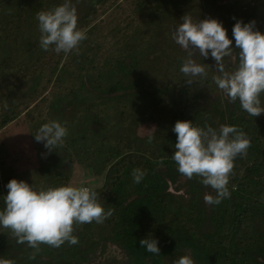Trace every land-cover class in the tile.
<instances>
[{"label":"trees","instance_id":"1","mask_svg":"<svg viewBox=\"0 0 264 264\" xmlns=\"http://www.w3.org/2000/svg\"><path fill=\"white\" fill-rule=\"evenodd\" d=\"M116 1L71 0L82 14H78V27L86 30L87 39L78 52L57 54L41 50L36 14L63 0H0V127L18 115H11L13 109L1 112V105H8L16 92V88L7 92L8 86L17 84L11 79L15 67L25 76L34 67L39 69L30 86L31 101L42 96L45 87L41 90L40 85L45 76L53 90L66 89L86 100V116L99 126L89 137L99 136L101 141L89 167H94L102 180L101 188L96 189L100 202L105 210H111L102 223L74 225L78 243L65 242L58 248L41 244L37 251L26 243L18 244L10 229L0 228V264H82L107 241L124 250L127 264H166L178 253L191 255L195 264H264V113L249 116L239 101L229 102L227 96L209 101L208 96L217 88L213 82L219 74L216 62L211 56H195L207 64L208 76L190 85L179 71L187 50L169 39L186 14L201 20L218 19L231 37L237 20L255 21L259 0H228V5L215 12H205L203 0H132L131 11L124 10L120 16L127 24L121 25L113 12L109 23L101 20L97 27L101 10H113ZM242 1L248 5L245 9L240 8ZM215 2L204 0V6ZM138 19L143 22L136 24ZM107 24H111L112 36L106 31ZM144 30H149L150 38H142ZM139 37L142 40L137 45ZM158 37L163 41L161 48L154 43ZM230 46L235 47L234 40ZM149 54L153 55L150 59ZM47 58L53 61L49 68H45ZM224 62L226 71L233 70L238 49ZM115 92L120 94L112 95ZM98 108L102 112L115 110L110 126L106 121L109 117L101 119L93 113ZM161 114L165 127L158 140H142L135 134L133 121L139 123L147 117L160 120ZM170 115L172 122L167 119ZM177 120L216 129L223 124L236 125L250 139L246 156H237L234 161L229 188H235L219 205L204 202V195L214 192L195 176L186 177L188 198H180L176 192L181 174L171 156L176 151L172 129ZM110 129L112 135L108 134ZM136 168L145 172L138 184L132 176ZM172 184L175 193L170 190ZM4 195L0 182V197ZM148 236L158 241L160 254L141 247L139 241ZM45 256L48 259H43Z\"/></svg>","mask_w":264,"mask_h":264},{"label":"clouds","instance_id":"2","mask_svg":"<svg viewBox=\"0 0 264 264\" xmlns=\"http://www.w3.org/2000/svg\"><path fill=\"white\" fill-rule=\"evenodd\" d=\"M41 50L51 49L57 54L78 52L79 45L87 39L86 30L78 27V14L71 0L36 14ZM172 40L187 50L179 71L191 85L202 82L207 76V64L200 63L195 56L211 58L216 62L213 77L216 87L229 102L239 101L243 111L257 117L264 113V31L255 28V21L247 23L237 20L229 37L228 30L216 18L203 20L184 15L172 33ZM233 40L235 47H231ZM238 49V63L231 71H226L225 57H230ZM195 53V54H194ZM176 133L171 156L181 175L213 190L214 195H204L208 205H219L230 198V176L237 156H246L250 139L236 125L223 124L216 129L196 125L192 120H177L173 126ZM35 140L43 142L48 152L58 150L69 134L66 123L52 119L35 131ZM151 140V137H149ZM145 172L136 168L132 172L135 183H140ZM7 194L0 197V228L10 229L18 244L26 243L39 250V245L60 247L78 243L74 225L102 223L111 215L105 210L94 187L81 181L78 185L66 184L41 187L35 182L12 178L6 184ZM141 247L152 254H160L158 241L152 236L139 241ZM174 264H195L191 255L185 254Z\"/></svg>","mask_w":264,"mask_h":264},{"label":"rangeland","instance_id":"3","mask_svg":"<svg viewBox=\"0 0 264 264\" xmlns=\"http://www.w3.org/2000/svg\"><path fill=\"white\" fill-rule=\"evenodd\" d=\"M215 4L211 6H204L205 12L217 11L220 6L228 5V0H215ZM243 5L241 9H245L246 2H241ZM119 4V5H116ZM132 0H118L114 3V9L104 12L101 10L98 16L100 27L102 21L106 20L109 23V17L115 12L113 17L119 18L120 24H127L126 21L122 20L120 16L122 12L131 11L130 7ZM257 16L255 17V28L264 31V0H259L257 4ZM82 15L81 12L77 13ZM1 14L0 16H2ZM201 15V14H200ZM194 20L201 18L190 15ZM116 20V19H115ZM142 19H138L136 24L142 23ZM112 23V22H111ZM91 24H95L92 22ZM176 27V26H175ZM98 31V29H95ZM111 24H107L106 31L111 35ZM142 38H150L151 33L149 30ZM174 32V31H173ZM132 33H130L131 35ZM133 35V34H132ZM112 36V35H111ZM130 37V36H128ZM162 37V36H161ZM161 37H158L154 42L159 48L162 47L163 41ZM172 33L170 38L172 39ZM142 38L139 37L141 42ZM144 46V43H143ZM180 47V46H179ZM139 48H141L139 46ZM181 48V47H180ZM182 49V48H181ZM149 59L153 57L152 54L147 56ZM66 58H64V62ZM45 64L49 66L53 63L52 59L47 58ZM35 70L31 69V72L25 76V73L15 67L12 72L11 79L16 82V86H8L7 92L16 88V92L13 98L8 102H4L1 105V112L8 113L11 115L18 114L15 119L10 120L4 127H0V182L3 185V190L7 194L8 189L6 184L12 178L25 180L29 184L36 183L38 186H56L72 182L73 184H79L81 181L87 183L96 189H100L102 186V180L100 176L94 171V167H89L90 157L96 158L98 153L95 151V147L100 145V137L97 136L89 137L94 131L98 130L96 123L90 121L86 116V108L83 105L86 100L77 98L76 96L69 93L66 89L59 90L54 89L52 83L45 76L44 81L40 85V89H45L42 92V96L39 99L32 100L28 98L30 94V86L33 84L34 78H36V72L38 68L34 67ZM25 76V77H24ZM170 78V76H168ZM215 88V87H213ZM212 88V89H213ZM6 88L3 89L5 91ZM215 91L208 96L210 101L221 96L226 95L217 88ZM119 95V92H115L112 95ZM8 107H11L10 109ZM97 114L101 119L106 118V121L111 116L115 115V110L104 109L102 112L101 108H98L93 112ZM164 115L161 114V119H140V122L134 123V132L139 136L140 139H151L158 140L157 137L160 135L162 128L165 127ZM56 119L62 123H66L69 134L65 139V143L58 150H52L48 152L45 149L43 142H37L35 140V131L40 124L47 122L48 120ZM171 122L173 115L167 117ZM114 120H109V126ZM132 126V125H131ZM108 129V128H107ZM112 129L107 130L108 134H113ZM111 131V132H110ZM106 138H111L106 136ZM95 139V140H94ZM186 177L180 175L178 178L179 190L176 191L174 184L171 185L170 190L174 193L175 191L180 198H188L187 185L185 183ZM69 253L67 257L70 255ZM186 253H178L177 257L172 261H167L166 264H174V261L180 256ZM71 256H69L70 259ZM43 259H48L47 256ZM128 257L124 250L115 242L107 241L93 254V258L89 261H84L82 264H127Z\"/></svg>","mask_w":264,"mask_h":264}]
</instances>
